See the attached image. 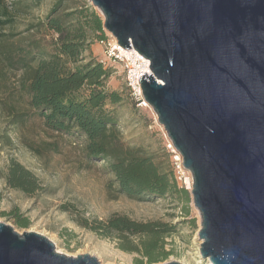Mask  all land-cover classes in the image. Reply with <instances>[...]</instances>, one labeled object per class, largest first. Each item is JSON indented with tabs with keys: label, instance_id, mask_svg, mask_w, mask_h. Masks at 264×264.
I'll list each match as a JSON object with an SVG mask.
<instances>
[{
	"label": "water",
	"instance_id": "water-1",
	"mask_svg": "<svg viewBox=\"0 0 264 264\" xmlns=\"http://www.w3.org/2000/svg\"><path fill=\"white\" fill-rule=\"evenodd\" d=\"M89 1L150 61L139 82L192 174L201 256L264 264V0ZM0 264L101 263L0 222Z\"/></svg>",
	"mask_w": 264,
	"mask_h": 264
},
{
	"label": "rangeland",
	"instance_id": "rangeland-1",
	"mask_svg": "<svg viewBox=\"0 0 264 264\" xmlns=\"http://www.w3.org/2000/svg\"><path fill=\"white\" fill-rule=\"evenodd\" d=\"M56 1L0 0L5 8V14L0 16V20H5L0 22V211L18 208L30 224L21 228L3 215L0 222L13 226L19 234L37 232L46 236L58 252L67 256L89 254L101 264H140L141 253L125 251L117 238L103 237L81 225L83 220L105 221L118 213L141 222L166 223L173 228L165 237L168 257L154 263L143 259V264L173 261L212 264L200 253L202 218L193 200L192 174L176 168L175 154L167 148L169 136L156 112L147 102L140 105L130 90L126 63L114 58L111 49L116 39L108 30L105 29V41L93 43L91 55L112 69L107 88L122 94L121 142L126 147H143L163 170L173 171L180 192L142 199L120 193L106 163L87 157L85 136L78 132H52L30 106L25 78L30 67L36 66L43 57L40 51L53 49L51 41L56 34L46 30L42 22ZM84 1L90 3L89 0H66L65 4L73 7ZM30 49L33 53L29 55ZM9 57L16 66L9 67ZM24 59L29 61L26 68L22 67L26 65ZM11 160L21 163L36 176L40 189L34 194L8 186L5 174ZM134 240L139 242L138 238Z\"/></svg>",
	"mask_w": 264,
	"mask_h": 264
},
{
	"label": "trees",
	"instance_id": "trees-1",
	"mask_svg": "<svg viewBox=\"0 0 264 264\" xmlns=\"http://www.w3.org/2000/svg\"><path fill=\"white\" fill-rule=\"evenodd\" d=\"M65 1L57 0L42 22V26L56 37L51 41L52 51H40L43 57L36 66L30 67L25 78L30 106L52 132H78L85 136L87 157L106 163L120 193L142 199L180 192L173 171L163 170L143 147H126L121 142L119 106L123 102L122 94L107 88L112 69L91 55L93 43L106 40L104 18L89 2L66 7ZM4 14L5 8L0 2V16ZM32 53L30 49L28 54ZM8 59L9 67L16 66L12 57ZM24 62L26 65L22 67L29 66V61L24 59ZM5 179L8 186L27 194L40 189L36 176L15 160L7 167ZM0 215L13 219L21 228L30 224L29 218L15 207L8 212L0 211ZM81 225L103 237L117 238L123 250L141 253L148 263L169 255L165 237L173 228L166 223L141 222L115 213L105 221L83 220ZM135 238L139 242L136 243ZM143 259L138 263L143 264Z\"/></svg>",
	"mask_w": 264,
	"mask_h": 264
},
{
	"label": "built area",
	"instance_id": "built-area-1",
	"mask_svg": "<svg viewBox=\"0 0 264 264\" xmlns=\"http://www.w3.org/2000/svg\"><path fill=\"white\" fill-rule=\"evenodd\" d=\"M113 47L114 48L111 50L114 51L113 55L116 56L114 58L119 59V60L126 63L127 81H128V86H129L130 90L132 91L135 98L140 102L139 104L145 105L146 100L143 96V91H142L141 84L139 81H140V78L144 75V73H149L150 71L149 72H145V71L144 72L143 71L138 72L137 67H136V63L138 65L140 62L138 60V62L136 61V63H134L132 60V57L130 55V53L132 51L131 49L134 50V48L126 49L129 54L122 53V51L120 49V47H122V46L119 45L117 40H116V43L114 44ZM140 56L143 57L142 54H140ZM148 65L150 67V61H149ZM167 148L170 149L175 154L174 160H175L176 168L183 170V171L184 170L186 171V169L184 168V165H183L182 155L175 148L174 143L172 142V140L170 138L168 139Z\"/></svg>",
	"mask_w": 264,
	"mask_h": 264
},
{
	"label": "bare ground",
	"instance_id": "bare-ground-1",
	"mask_svg": "<svg viewBox=\"0 0 264 264\" xmlns=\"http://www.w3.org/2000/svg\"><path fill=\"white\" fill-rule=\"evenodd\" d=\"M120 49H121V51H122V53H125V54H129L128 52H127V50L126 49H124L123 47H120ZM132 51H131V53H130V55H131V57H132V60H133V62L134 63H136V61L138 62V60H139V64L137 65V63H136V67H137V70H138V72H141V71H145V72H149L150 71V67H149V65H148V63H149V60L146 58V57H141L140 56V54H139V52L137 51V50H133V49H131ZM142 58V59H141ZM148 103V102H147Z\"/></svg>",
	"mask_w": 264,
	"mask_h": 264
}]
</instances>
